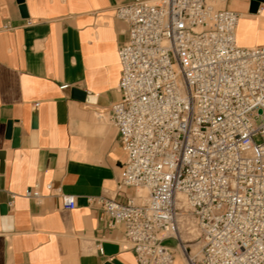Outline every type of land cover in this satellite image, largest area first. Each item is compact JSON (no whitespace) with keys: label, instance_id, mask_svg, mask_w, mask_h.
Masks as SVG:
<instances>
[{"label":"built area","instance_id":"2783aa9c","mask_svg":"<svg viewBox=\"0 0 264 264\" xmlns=\"http://www.w3.org/2000/svg\"><path fill=\"white\" fill-rule=\"evenodd\" d=\"M115 14L127 38L108 117L126 154L118 192L135 195L91 201L137 264H172L181 244L187 264H264V46L237 44L225 0H125Z\"/></svg>","mask_w":264,"mask_h":264},{"label":"crops","instance_id":"0c3cea01","mask_svg":"<svg viewBox=\"0 0 264 264\" xmlns=\"http://www.w3.org/2000/svg\"><path fill=\"white\" fill-rule=\"evenodd\" d=\"M124 1L0 0V264H137L122 227L90 199L135 195L118 192L126 154L108 117L120 98ZM225 6L238 13L237 44L264 46V0ZM33 187L39 198L27 196ZM60 193L76 206L63 209ZM182 249L172 264H187Z\"/></svg>","mask_w":264,"mask_h":264},{"label":"water","instance_id":"95a60500","mask_svg":"<svg viewBox=\"0 0 264 264\" xmlns=\"http://www.w3.org/2000/svg\"><path fill=\"white\" fill-rule=\"evenodd\" d=\"M22 8V10H24V12H25V7L23 6V7H21ZM72 92H73V94L75 95V97H77L78 99H80V100H85L86 98H87V92H85V91H83V90H79V89H77V88H74L73 90H72ZM18 129L17 128H15V129H13L12 128V123H9V126H8V133L9 134H11V133H13V139H14V143H17V140H18Z\"/></svg>","mask_w":264,"mask_h":264},{"label":"rangeland","instance_id":"374dc122","mask_svg":"<svg viewBox=\"0 0 264 264\" xmlns=\"http://www.w3.org/2000/svg\"><path fill=\"white\" fill-rule=\"evenodd\" d=\"M153 2H154V1H153ZM142 192L145 193V191L138 190V193H139L142 197H145L146 194H143ZM136 201H137V202H140V201H142V200L136 199ZM195 236H196V234H195ZM166 243H167V244H170V245H174V244L176 243V241L173 240V239H167V240H166ZM189 244L192 245V246H191L192 249L197 250V248H198V244H196L195 241L190 242Z\"/></svg>","mask_w":264,"mask_h":264},{"label":"bare ground","instance_id":"6f19581e","mask_svg":"<svg viewBox=\"0 0 264 264\" xmlns=\"http://www.w3.org/2000/svg\"><path fill=\"white\" fill-rule=\"evenodd\" d=\"M150 2H153V1H150ZM237 28H238V26H237ZM141 190H142V189H141ZM144 190L147 191L146 196L144 197V198H145L144 200H146L147 197H148V190H147V189H144ZM181 237H182V240H188V239H189V238H188V235H185V234H182ZM181 246H182V244H181ZM196 252H197V251H196L195 249L192 251L193 254L196 253ZM186 261H187V260H186Z\"/></svg>","mask_w":264,"mask_h":264}]
</instances>
